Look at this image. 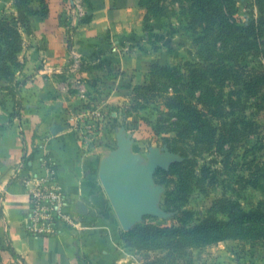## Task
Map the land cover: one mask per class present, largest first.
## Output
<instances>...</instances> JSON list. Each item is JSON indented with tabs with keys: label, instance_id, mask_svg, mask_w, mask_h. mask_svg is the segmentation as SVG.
Returning <instances> with one entry per match:
<instances>
[{
	"label": "crops",
	"instance_id": "crops-1",
	"mask_svg": "<svg viewBox=\"0 0 264 264\" xmlns=\"http://www.w3.org/2000/svg\"><path fill=\"white\" fill-rule=\"evenodd\" d=\"M48 1L49 16H31L32 30L24 32L21 58L25 65L18 79H28L20 91L15 81L0 79V264H21L9 246L27 264H142L135 250L123 248L118 241L117 234L124 228L101 172L116 155L109 141L125 130L122 106L134 87L145 83L149 61L155 57L149 55L148 63L142 58L150 53L141 36L146 9L122 8L111 21L105 7L88 22L76 19L70 50L66 26L59 17L66 1ZM81 5L85 13L87 6ZM19 94L20 117L14 115ZM87 98L102 102L107 121L111 118L116 127L94 142L79 138L68 121L70 111ZM33 147L37 153L27 168L24 151ZM46 162L53 167L52 173ZM49 174L57 178L71 208L82 217L81 230L34 236L25 229L31 186L26 181ZM80 205L86 214L80 213Z\"/></svg>",
	"mask_w": 264,
	"mask_h": 264
},
{
	"label": "trees",
	"instance_id": "trees-1",
	"mask_svg": "<svg viewBox=\"0 0 264 264\" xmlns=\"http://www.w3.org/2000/svg\"><path fill=\"white\" fill-rule=\"evenodd\" d=\"M83 1L87 10L85 16L80 18L81 22H88L96 11L105 7L108 8L111 21L119 15L122 8L126 7H145L146 16L149 11L156 13L157 9L162 10L160 0ZM187 1L191 3L190 28L195 30L197 27H203L205 35L199 40L209 54L199 52V61L194 66L195 69L190 70L186 77L171 65L169 52L162 51L156 59L152 60L146 73L145 83L138 84L133 89V92L151 93L153 96L164 99L167 108L165 114L174 119L173 130L177 141L182 144L179 151L184 157L183 161L171 165L168 172L178 174L180 177L178 181L183 184L190 181L192 177H199L195 174V168L185 169L189 164L192 167L197 166L198 158L202 157L196 149H204L206 152L216 149L217 152L222 153L230 139L236 138V141L239 139L246 143L253 133L249 120L231 121L227 118V105L231 104L228 98H225V89L239 85L238 89L233 90L239 92V105L242 94L249 93L256 98H262L260 91L264 89V62L256 69L249 68L246 64L248 57L252 55L264 60L263 22L237 23L234 18L235 0ZM15 2L19 15L14 20L0 17V79L15 81L20 91L28 79V77L24 80L18 79L25 65L21 58L24 32L30 33L32 30L31 16L48 17L51 8L48 0H15ZM35 2H39L40 7L34 6ZM256 3L261 12H264V0H256ZM203 23H207V26H203ZM144 28H147L145 20ZM224 43L232 44L228 52H221V45ZM72 45L73 39L69 37L70 50ZM21 99L22 96L19 94L16 97L14 111V115L19 117L22 108ZM113 129L114 123L110 118L105 126V134H111ZM190 148H193V151L187 150ZM36 153V147L30 151L25 149L23 155L25 167H32ZM200 169L202 173L205 167ZM183 198V195L171 191L166 200L170 204ZM182 203L176 208L181 209L185 205ZM216 210L214 206L207 210L197 223L191 222L196 212L180 210L178 224L161 226L144 222L124 231L123 235L129 240L131 246L153 252L152 256L147 254L143 264H174L175 261L191 256L188 249L211 241L239 237V235L264 240V207L251 211L239 207V210L234 213L227 209L226 218L217 217ZM221 211H224L223 208ZM8 250L21 264H27L13 246H9ZM2 258L0 249V262ZM192 263V260H189L187 264Z\"/></svg>",
	"mask_w": 264,
	"mask_h": 264
},
{
	"label": "rangeland",
	"instance_id": "rangeland-1",
	"mask_svg": "<svg viewBox=\"0 0 264 264\" xmlns=\"http://www.w3.org/2000/svg\"><path fill=\"white\" fill-rule=\"evenodd\" d=\"M65 1L66 10L61 11L59 17L61 16L60 20L66 26L65 31L69 38L74 34L76 19L85 16L81 5L84 1ZM160 1L162 10L157 9L156 13L149 11L147 16L146 11L144 16L147 28H144L141 36L145 38V48L150 53H145L142 58L148 63L149 55L155 56L149 61L150 67L152 60L162 51H168L171 65L187 77L199 61L198 53L209 54L199 40L205 35V31L203 27H197L195 30L190 28V1ZM235 2L234 18L237 23L262 21L264 26V12H261L256 0ZM33 4L40 7L39 2ZM18 15L15 0H0L1 18L14 20ZM134 15L132 14V17ZM206 24L203 23V26H207ZM132 35H137V32H132ZM135 41L134 37L132 42ZM231 47V43H224L221 45V52H228ZM262 62L264 60L261 57L252 55L248 57L246 64L249 68L256 69ZM138 65L142 66L140 59ZM237 87L239 88V85ZM237 87L233 85L225 89V98H228L231 104L227 105V118L231 121L249 120L252 135L246 143L239 139L236 141V138L230 139L222 153L216 149L210 152L196 149L202 157L198 158L197 166L192 167L189 164L185 169L195 168V174L199 177H192L185 184L178 181V174L168 172L171 165L183 161L184 157L179 151L182 144L177 141L173 130L174 119L165 114L167 108L164 99L151 93L133 92L129 100H126L124 110L122 109L125 117L124 133L111 139L109 147L116 148L114 151L118 152L120 147L117 145L126 142V153L131 157L134 168H144L155 162L153 180L147 187L150 194L146 204L148 212L136 224L149 222L161 226L174 225L178 222L180 210L196 212L191 222L197 223L213 206L217 209L216 216L219 218L227 217V209L234 213L239 207L246 211L264 207V89L260 91L262 98H256L249 93L242 94L239 105V92L233 91L238 89ZM115 131L114 125L113 132ZM187 150L193 151V148ZM201 167H205L202 173ZM171 191L183 195L184 198L168 204L166 197ZM181 203L185 205L177 209ZM222 208L224 211H221ZM128 230L118 232V241L123 248L135 250V256L143 264L147 254L152 256L153 252L131 246L123 235V232ZM188 250L191 256L175 261L174 264H187L189 260H192V264H264V240H255L246 235L211 241Z\"/></svg>",
	"mask_w": 264,
	"mask_h": 264
},
{
	"label": "built area",
	"instance_id": "built-area-1",
	"mask_svg": "<svg viewBox=\"0 0 264 264\" xmlns=\"http://www.w3.org/2000/svg\"><path fill=\"white\" fill-rule=\"evenodd\" d=\"M71 128L79 138L94 142L104 134L107 109L102 102L87 98L72 109L68 116ZM47 167H53L46 162ZM29 189V207L24 217L25 229L34 236H54L63 230H81L82 217L71 208V200L53 174L32 176L26 181Z\"/></svg>",
	"mask_w": 264,
	"mask_h": 264
},
{
	"label": "water",
	"instance_id": "water-1",
	"mask_svg": "<svg viewBox=\"0 0 264 264\" xmlns=\"http://www.w3.org/2000/svg\"><path fill=\"white\" fill-rule=\"evenodd\" d=\"M127 147L126 142L120 144L115 158L101 172V180L125 230L132 228L148 212L146 204L150 194L147 187L153 180L155 167V162H151L144 168H134L126 153ZM79 211L86 214L81 205Z\"/></svg>",
	"mask_w": 264,
	"mask_h": 264
}]
</instances>
